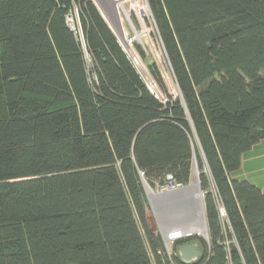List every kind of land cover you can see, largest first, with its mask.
Returning <instances> with one entry per match:
<instances>
[{
  "label": "trees",
  "instance_id": "obj_1",
  "mask_svg": "<svg viewBox=\"0 0 264 264\" xmlns=\"http://www.w3.org/2000/svg\"><path fill=\"white\" fill-rule=\"evenodd\" d=\"M147 2L177 97L136 49L166 102L94 0H0V264H184L143 177L187 185L195 158L193 264H264V192L232 176L264 139V0Z\"/></svg>",
  "mask_w": 264,
  "mask_h": 264
},
{
  "label": "rangeland",
  "instance_id": "obj_2",
  "mask_svg": "<svg viewBox=\"0 0 264 264\" xmlns=\"http://www.w3.org/2000/svg\"><path fill=\"white\" fill-rule=\"evenodd\" d=\"M119 3L118 8L121 11L122 20L127 26L131 45L136 53L131 59L147 85L157 97L164 102L168 101L151 76L145 60L138 54L136 49V45L138 44L142 45L145 49L149 59L155 60L158 63L171 94L173 97H177L179 95L178 87L165 51L158 39L147 0H119ZM69 23L73 28H76L74 16H69ZM88 60L90 62L89 58ZM199 173L197 159L195 158L191 186L188 188H182V185L171 188L168 184L169 182L163 187L158 185L152 187L143 177V185L149 205V224L152 230L160 235L165 252L169 256L176 255V240L173 239V233H177L180 228L193 226L196 231L193 237H198L206 241V243H210L208 226L206 233L203 230L206 210L204 193L200 187ZM193 183H195V186L192 185ZM171 190L172 192L168 193ZM180 233L182 232H178V234Z\"/></svg>",
  "mask_w": 264,
  "mask_h": 264
},
{
  "label": "crops",
  "instance_id": "obj_3",
  "mask_svg": "<svg viewBox=\"0 0 264 264\" xmlns=\"http://www.w3.org/2000/svg\"><path fill=\"white\" fill-rule=\"evenodd\" d=\"M94 1L124 49L131 58L134 57L136 53L131 45L127 26L123 22L121 11L118 8L120 5L119 0ZM232 176L239 180H247L264 192V139L243 154L241 167Z\"/></svg>",
  "mask_w": 264,
  "mask_h": 264
},
{
  "label": "water",
  "instance_id": "obj_4",
  "mask_svg": "<svg viewBox=\"0 0 264 264\" xmlns=\"http://www.w3.org/2000/svg\"><path fill=\"white\" fill-rule=\"evenodd\" d=\"M168 184L171 188L176 187V183L173 180H170ZM190 186H191V182L187 185H183L182 188H188ZM169 192H172V190L168 191V193ZM222 214L223 215L226 214L225 209L222 210ZM177 232H182V233L180 234L173 233V239L176 241L192 238L193 235L196 233L195 230H191L190 227L180 228L179 231ZM203 255H204L203 247L198 238H194L189 242L179 244L176 248V256L178 257L179 261L184 264L196 263L203 257Z\"/></svg>",
  "mask_w": 264,
  "mask_h": 264
},
{
  "label": "bare ground",
  "instance_id": "obj_5",
  "mask_svg": "<svg viewBox=\"0 0 264 264\" xmlns=\"http://www.w3.org/2000/svg\"><path fill=\"white\" fill-rule=\"evenodd\" d=\"M132 1H135V0H132ZM192 185L195 186V183H193ZM189 227L191 228V230H195L193 226H189ZM203 230H204L205 233L207 232V223H206V219H205V217H204ZM195 232H196V231H195ZM175 234H178V232L175 233Z\"/></svg>",
  "mask_w": 264,
  "mask_h": 264
},
{
  "label": "flooded vegetation",
  "instance_id": "obj_6",
  "mask_svg": "<svg viewBox=\"0 0 264 264\" xmlns=\"http://www.w3.org/2000/svg\"><path fill=\"white\" fill-rule=\"evenodd\" d=\"M192 239H194V237H192V238H187V239H182V240H180V243H179V244L189 242V241H191Z\"/></svg>",
  "mask_w": 264,
  "mask_h": 264
},
{
  "label": "built area",
  "instance_id": "obj_7",
  "mask_svg": "<svg viewBox=\"0 0 264 264\" xmlns=\"http://www.w3.org/2000/svg\"><path fill=\"white\" fill-rule=\"evenodd\" d=\"M168 178H169V181L172 180V176L171 175H169ZM176 186H178V185L176 184Z\"/></svg>",
  "mask_w": 264,
  "mask_h": 264
}]
</instances>
